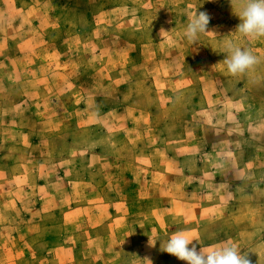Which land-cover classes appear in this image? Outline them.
Instances as JSON below:
<instances>
[{"label":"rangeland","instance_id":"374dc122","mask_svg":"<svg viewBox=\"0 0 264 264\" xmlns=\"http://www.w3.org/2000/svg\"><path fill=\"white\" fill-rule=\"evenodd\" d=\"M83 1L95 2L94 5L98 4L95 11L103 13L93 19L90 25H86L89 35L84 42L89 47V52L77 57L83 67L77 69L75 79H103L108 80L107 83L120 80L129 85L120 87L123 95L120 99L113 100L109 96H100L98 92L101 90L87 86V92L99 98L92 103H85L86 95L79 91L75 90L77 93H73L74 95L72 91L66 93V99L61 100L59 109L70 111L71 125H65V131L54 136V143L58 146L55 149L57 158L67 160L72 154V146L94 149L114 142L118 145L123 143L126 155L135 154V150L138 151L142 144L137 143V148L133 149L122 133H107L111 113L133 105L134 103L126 100L131 95V90L145 91L148 86L143 85H150L154 70L163 71L172 80L167 84V89L155 91L152 88L151 101L143 100L135 105L157 110L149 123L146 119L140 122L141 128L149 135H145L150 141L149 145H162L170 155L182 161L192 159L194 163H204L203 178L188 183L187 203L193 207L190 209L192 212L185 216L183 225L189 224V228L202 226L199 235L192 233L197 240L193 241L195 246L199 239L206 244H215L231 238L238 244L242 254L247 253L251 264H264V37L249 38L234 33L240 23L234 11L238 10L242 0ZM197 11L206 12L210 16L208 31L211 33L200 35L192 43L185 38L184 30L189 17ZM60 24L61 28L65 21ZM162 30L165 32H161ZM157 42L161 43L157 51L159 59L153 50V44ZM229 44L250 49L259 58V62L244 74H230L221 63ZM147 47L150 50L145 52ZM15 56L11 52L3 53V43L0 41V76L9 83L5 97L12 102L20 100L25 93L21 80L34 76V73L20 69ZM47 56L40 55L41 58ZM55 59L62 58L56 55ZM153 61H161V65L159 63L152 68ZM125 66L129 67L128 71H123ZM131 66L134 69H130ZM136 79H140L142 83L133 88L130 82H135ZM62 88V91L67 90L65 86ZM110 88L113 92V86ZM84 109L91 111L92 119L99 122L90 124L91 119H84L80 114ZM98 110L101 117L96 115ZM33 114L29 111L16 119L21 121L23 129L30 132L22 138V143H30L23 147L28 159L46 152L42 147L38 148L37 134L32 132L35 124L44 120ZM17 137L16 134L11 136L12 140H19ZM45 137L44 141H48L51 135ZM13 152L20 153L19 150ZM106 153L112 154L109 151ZM83 160L78 155L71 157L69 165L65 166L66 172L73 169L77 171L85 166ZM185 162L187 172L197 169L194 163ZM102 169L92 170V176L97 180H103V177L109 179L105 181L107 189L112 190L108 202L111 200L117 205L113 206L115 209L112 213L107 214L109 219L102 229L76 231L79 244L75 245V264H173L177 258L161 251L160 241L154 247L142 245L140 241L149 235L147 227H150V223L156 229H152V226L149 229H152V233H157L163 230L165 224L175 222L176 218L182 220L184 216L172 214L170 220L167 214L155 213V210L160 209L161 203L144 196L147 191L133 192V182L127 179L118 181L111 166ZM201 169L198 166V170ZM210 169H213L212 173ZM143 175L145 173H142V178ZM142 185L145 187L146 183ZM195 189L198 191L192 194ZM205 193L208 196L205 197ZM162 199L165 200H159ZM71 201L72 199L65 198L60 205L67 206ZM76 201L75 205L78 207L84 208L86 205L88 209L95 208L92 213L93 224L103 217L101 214H97L99 218L95 217L96 209L101 205L97 199L78 197ZM30 206L36 207V201L30 203ZM102 207H109V203L102 204ZM117 214L120 217L128 215L129 221L135 224V228H139L140 234L136 245L124 246L121 251L118 248L119 260H115L117 256H113L116 248L110 240L113 236L117 237V233H111L110 230V224L115 222ZM38 216L40 215H31L33 218ZM49 216L45 220L47 225L58 227L63 224L64 215L60 211ZM77 216V225L82 226L83 219L87 216L83 212ZM174 227L179 229L180 225ZM47 231L52 238L63 233L57 228ZM105 232L108 234L106 244L104 238L97 237L99 234L103 236ZM171 232L167 231L159 240H166ZM91 239L98 241L97 244L93 242L91 246L85 245ZM28 246L27 251L31 252L26 254L24 260L18 261V264H41L36 259L40 247ZM101 247L107 252L103 261L96 260L95 251ZM84 248L87 249L88 256L95 258L83 260L81 251ZM0 264L4 262L0 261Z\"/></svg>","mask_w":264,"mask_h":264},{"label":"crops","instance_id":"0c3cea01","mask_svg":"<svg viewBox=\"0 0 264 264\" xmlns=\"http://www.w3.org/2000/svg\"><path fill=\"white\" fill-rule=\"evenodd\" d=\"M94 3L83 0H0V41L3 43V53L16 54L14 59L18 61L20 69L34 73L31 79L21 80V87L25 93L20 100L14 102L6 99L9 83L0 76V261L4 264H18V261L24 260L26 254L31 252L27 251L28 245L40 247L36 259L41 264H75L77 262L75 245L79 244V239L75 236L76 231L102 229L107 225L109 219L107 214L112 213L115 209L113 206L117 205L111 200L108 202L112 190L107 189L105 181L109 179L103 177V180H97L92 176V170L101 171V168L106 169L109 166L118 181L127 179L134 183L133 192L139 193L145 190L147 192L144 196L161 203L160 209L155 210V213L167 214L170 220L172 214L184 216L182 220L176 218L175 222L165 224L163 230L157 233H152L154 226L150 223L152 229L147 227L149 235L140 241L142 245L156 246L160 237L167 231L175 232L183 229L199 235L202 230L201 225L189 228V224L183 225V222L187 213L192 212L190 209L193 207L188 206L187 203L188 183L203 178L204 163L202 161L194 163L192 159L182 161L170 155L162 145H149L150 141L145 137L149 135L141 128L140 122L146 119L149 123L157 110L135 105L136 102L143 100L151 101L152 88L155 91L167 89V84L172 80H170L171 76L163 71L154 70L150 85L148 83L143 85V87L148 86L145 91L131 90V95L126 100L134 103L133 105L111 113V123L109 122L110 126L106 129L107 133H122L133 149L137 148V143L142 144L138 151L135 150V154L126 155L122 142L121 145L114 142L94 149L87 146H72V154L67 160L62 161L55 154V149H58L57 144L54 143L55 134L60 135L65 131V125H71L70 111L66 109L64 112L59 109L61 100L66 99V93L72 91L73 94L77 93L75 90L79 91L86 95L85 103H92L99 98L93 93H88L87 86L91 85L96 90H101L98 92L100 96H109L113 100L120 99L123 95L120 87L129 85L120 80L107 83L108 80L105 82L103 79L95 81L75 79L77 69L83 67L77 57L79 54L86 55L89 52V47L84 42L89 35L86 25H90L93 19H97L103 13L95 11L98 4L94 5ZM61 21H65V24L60 28ZM159 46H161L160 42L153 44L155 55H158ZM149 50L150 48L147 47L145 52ZM42 54H47V58H41ZM56 55L62 59H55ZM85 55L83 58L86 57ZM159 56L160 54L157 59L160 58ZM87 58L89 59V56ZM153 62L152 68L159 63L161 65V61ZM128 69L129 67L125 66L123 71ZM130 69L134 67L131 66ZM136 80L130 82L133 88L142 83L140 79L137 80L138 82ZM64 86L67 90L62 91ZM110 86H113V92ZM32 109L34 112H31ZM29 111L30 114L35 113L33 115L40 120H44L36 123L32 132L37 134L38 148L42 147L46 152L28 159L23 147L30 143L26 141L22 143V138L24 134L30 132L23 129L20 126L21 121L16 119ZM80 114L86 120L91 119L90 124L99 122L92 119L93 113L89 110L84 109ZM96 115L101 117L99 110ZM14 134L19 140H12L11 136ZM46 135H51L48 141H44ZM108 147L111 149L109 150ZM16 150L20 153L13 152ZM105 151L112 154L108 155ZM77 155L84 158L85 166H81L82 168L77 171L73 169L66 172L65 166L69 165L70 158ZM157 155L159 157H155ZM185 161L194 163L197 169L194 172H187ZM209 164L212 166V163ZM198 166L202 169L198 170ZM125 169H127L126 175H124ZM81 170L83 173H80ZM210 171L212 173L213 169ZM142 173H145L143 178ZM142 183H146V186L144 187ZM196 191L198 190H193L192 194ZM204 195L208 196L206 193ZM78 197L97 199L101 205L96 209L95 217L99 218L97 214L103 217L101 216L93 224L91 221L95 208L88 209L86 205V208L76 206ZM65 198L72 201L67 206L60 205L61 200ZM161 198L165 200H159ZM34 201L37 206H30ZM104 203H109V207H102ZM193 210L198 209L193 208ZM58 211L64 215L63 224L58 227L47 225L45 221L47 217L53 216ZM81 212L87 216L83 219L82 226L77 225L79 220L77 215ZM36 213L40 216L31 217L32 214L37 215ZM118 214L114 218L115 222L110 224L111 233L114 231L117 233V237L113 236L110 239L111 244L116 248L115 255L112 253L113 256H117L115 260L120 258L119 249L121 251L124 246L136 245L140 236L139 228L134 227L135 224L129 221V216L120 217ZM178 224L180 228L176 229L174 226ZM55 228L63 231V236L61 233L55 238L48 235L47 230ZM107 235L105 232L103 236L99 234L97 237L104 238L106 244ZM93 242L97 244L98 241L87 240L85 245L91 246ZM204 245L208 246L212 243L206 244L199 239L197 251ZM97 250L96 260L103 261L107 256L106 250L103 247ZM88 254L87 249L81 251L83 260L93 259L94 256ZM185 263L187 264L186 261L179 259L173 261V264Z\"/></svg>","mask_w":264,"mask_h":264},{"label":"clouds","instance_id":"9594fccd","mask_svg":"<svg viewBox=\"0 0 264 264\" xmlns=\"http://www.w3.org/2000/svg\"><path fill=\"white\" fill-rule=\"evenodd\" d=\"M234 14L240 20L234 33L249 38L264 37V0H242ZM209 22L210 16L206 12L192 14L184 30L185 38L195 43L200 35L211 33L208 31ZM258 62L259 58L250 49L229 44L221 63L230 74L239 75L249 71ZM158 241L161 242V251L187 264H251L247 253L242 254L238 244L231 238L204 246L199 251L193 244L196 238L188 230H177L166 240Z\"/></svg>","mask_w":264,"mask_h":264}]
</instances>
